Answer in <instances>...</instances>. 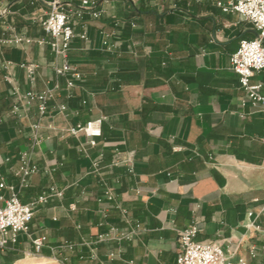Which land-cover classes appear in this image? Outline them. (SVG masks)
I'll list each match as a JSON object with an SVG mask.
<instances>
[{"label": "crops", "instance_id": "crops-1", "mask_svg": "<svg viewBox=\"0 0 264 264\" xmlns=\"http://www.w3.org/2000/svg\"><path fill=\"white\" fill-rule=\"evenodd\" d=\"M52 1L0 0V40L17 33L32 41L0 45L1 73L9 62L22 90L30 88L22 62L39 66L37 90L44 80L55 79L53 65L60 61L36 20ZM236 1L99 0L100 19L84 15L86 39L75 36L68 52L69 63L84 81L66 97L60 79L57 102L68 106V116L39 120L42 141L32 159L51 174L33 175L20 190L13 171L18 152L28 144V122L20 121L26 129L19 133L7 115L10 87L0 77V162L10 158L0 163V173L19 190L24 204L33 203L50 185L63 190L61 199L34 205L29 232L46 238L40 257L53 258L61 242L71 241L78 247L62 252L66 264H96L81 241L94 242L109 226L132 230L140 224L129 240L93 245L99 264H176L179 233L197 222L199 241H216L226 250L237 249L236 259L264 264V232L249 228L248 217L250 210L259 209L254 199L264 200V108L247 100L230 62L240 41L254 39L256 32L239 14L217 6ZM81 32L77 27L75 33ZM105 33L117 45L113 51L102 44ZM252 82L263 85L264 95V70ZM30 114L38 119L34 108ZM101 117L97 145L87 148V154L79 152L84 138L68 135L67 129ZM116 150L124 161L120 166L110 165ZM100 153L101 178L113 188V202L105 199V186L92 173L91 163ZM118 204L127 210L129 222ZM256 223L264 229V215ZM32 250L21 236L0 250V264H15ZM110 251L117 255L113 261L107 259Z\"/></svg>", "mask_w": 264, "mask_h": 264}, {"label": "built area", "instance_id": "built-area-1", "mask_svg": "<svg viewBox=\"0 0 264 264\" xmlns=\"http://www.w3.org/2000/svg\"><path fill=\"white\" fill-rule=\"evenodd\" d=\"M99 0H79L77 6H71L67 3H62L60 0H53L47 6L48 10L36 20L42 30L49 36L47 44L54 55L55 60L60 63L53 65L55 79L53 82L49 79L43 81V88L37 90L38 68L35 63L19 64L23 69L24 78L29 85V89L22 90L17 84L14 75L8 70L10 63L6 62L2 65L5 73H1L0 77L3 82L10 87V95L12 97V105L7 115L15 120L18 125V132L25 133V127L20 121L26 120L28 128V144L24 149H21L17 154V167L13 171V175L18 179L19 190L28 187L29 180L33 175L38 173L51 174L49 168H41L32 159L33 149L42 141L41 129L39 120L52 114H60L63 117L68 116V106L65 103L57 102V96L61 89L60 79L64 81V90L66 97L71 96V91L84 81L83 75L77 68L69 63L68 52L70 44L75 36L81 39H86V31L84 24V15L89 14L92 19H100L101 11L96 10ZM217 6L225 13H237L244 20L250 22L256 32L254 39H243L240 41L237 51L232 54L231 70L239 76L240 85L247 94V100L254 107L264 108V95L262 93L263 85L253 83L252 78L255 74L264 70V0H237L236 2L223 3L218 2ZM77 27H81L82 32L76 34ZM12 31L14 30L11 28ZM31 39L13 33L11 37L0 40V45L11 44L14 46H22L30 44ZM44 43V41H39ZM104 48L108 51H113L117 47L115 43L110 42V34L105 33L103 42ZM34 108L38 116L37 120L32 119L31 109ZM104 117L78 122L67 129V133L73 137H83V142L78 144L79 152L87 154V148H93L97 145V139L101 137V126ZM102 154H99L98 159L92 161V173L99 177L100 182L105 186L104 196L108 202L115 201L113 188L108 187L101 178L100 164ZM10 158L3 159L0 163L7 164ZM124 161L121 160V152L116 150L110 162L112 166H120ZM129 172L133 173V167L129 168ZM18 191L15 187L8 183L6 177L0 173V250H6L10 244L19 242L21 236L27 237L32 245V252L35 256H40V253L45 245V236L32 237L30 223L34 215L35 204H45L51 198L63 197V190L54 185H50L44 189L36 197L35 201L30 204H24L18 197ZM9 196L5 195V192ZM254 203L259 205L257 211L250 210L248 217L251 222L249 228H253L259 232H264V229L256 223L259 216L264 215V200L254 199ZM75 208L74 204L69 206ZM116 207L121 211L122 217L127 220L128 212L119 204ZM102 213H105L102 210ZM141 230V225L137 224L134 229L125 227L109 226L108 229L96 235L95 241H81L80 245H85L89 249L88 259L97 262L96 250L93 245L98 243H121L129 240ZM202 229L197 222H193L188 227L182 229L179 233V252L176 264H248L243 257L237 256V249H224L222 245L216 241H199L198 236ZM78 244L71 241L61 242L52 252L53 259L59 264H66L67 258L61 257L62 252H76ZM252 257L256 256V249L252 247L250 252ZM29 256V255H28ZM27 256V257H28ZM82 259L83 257L80 256ZM117 258L115 252L110 251L107 254V259L113 261ZM129 264H138L134 261H129ZM145 264V263H141Z\"/></svg>", "mask_w": 264, "mask_h": 264}, {"label": "rangeland", "instance_id": "rangeland-1", "mask_svg": "<svg viewBox=\"0 0 264 264\" xmlns=\"http://www.w3.org/2000/svg\"><path fill=\"white\" fill-rule=\"evenodd\" d=\"M26 247L27 248L24 249L28 250V245ZM15 264H59V263L55 261L52 257L42 258L40 256L33 255V253H27V255L22 254L21 260Z\"/></svg>", "mask_w": 264, "mask_h": 264}]
</instances>
